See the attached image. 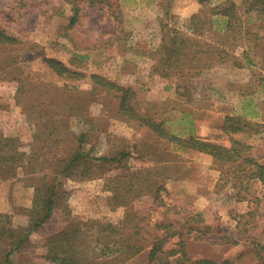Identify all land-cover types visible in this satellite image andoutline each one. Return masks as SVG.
<instances>
[{
  "label": "rangeland",
  "instance_id": "374dc122",
  "mask_svg": "<svg viewBox=\"0 0 264 264\" xmlns=\"http://www.w3.org/2000/svg\"><path fill=\"white\" fill-rule=\"evenodd\" d=\"M34 1L0 0V26L22 42L0 47V224L6 221L1 216L9 214L12 223L6 225L27 227L35 187L50 177L63 195L56 197L52 219L12 255L14 264H52L44 256L57 246L69 251L68 242L56 241L68 229L78 237L74 240L84 256L96 264H152L148 250L126 262L109 263L102 255L107 237L98 234L101 229L94 222L119 224L129 209L147 217L133 240L161 235L162 230L146 227L160 219L173 222L172 232L183 233L192 260L206 256L221 262L231 253L239 264H256L259 247L253 248L252 240L258 238L264 246V204L257 199L263 196L262 184H252L253 215L243 213L247 202L233 209L225 194L216 201L214 189L233 187L234 166L220 169L212 156L182 148L124 119L118 115V100L93 90L90 77L60 78L44 60L54 58L87 75L101 74L131 87L138 109L167 119L176 133L193 132L228 145L234 138L260 147L264 154V14H244L250 0H106L108 7L91 6L90 0ZM232 2L239 18L231 28L203 25L207 11ZM77 6V22L70 26ZM194 15L195 24L205 26L203 33L190 31ZM172 27L179 40L193 38L189 45L194 50L210 49L202 60L214 64L194 80L190 102L176 94L178 78L154 71L157 50ZM221 56L226 58L223 65ZM57 101L64 103L58 109L62 122L55 115ZM185 114L186 122H181ZM228 115L241 116L249 124L230 133L223 129ZM53 116L58 123L51 122ZM52 130L57 132L49 136ZM43 131L47 136L37 137ZM82 132L88 135L85 151L92 158L121 152L129 156L102 170L96 168L98 162L83 165L78 170L82 176L60 174L57 160L75 148L74 134ZM159 188L162 202L155 200ZM119 229L124 238L134 232ZM224 238L243 244L229 251L226 243H217ZM8 250L0 241V264H6Z\"/></svg>",
  "mask_w": 264,
  "mask_h": 264
},
{
  "label": "trees",
  "instance_id": "16d2710c",
  "mask_svg": "<svg viewBox=\"0 0 264 264\" xmlns=\"http://www.w3.org/2000/svg\"><path fill=\"white\" fill-rule=\"evenodd\" d=\"M247 9L243 12L244 14L256 13L257 15L264 14V0H250ZM33 2H36L33 0ZM91 6L102 4L105 7L110 6L106 0H90ZM237 5L232 2L231 6H214L205 13L203 25H207L209 22L210 28L214 25H218L217 28L232 27L239 17H236ZM239 10V9H238ZM79 8L75 7L74 15L70 19V26H73L77 22ZM210 14V16H208ZM167 15H170L167 12ZM196 16L192 18L190 31L195 33H203L205 26L195 24ZM220 24V26H219ZM221 30V29H219ZM178 30L172 27L167 33V40L165 39L160 48L157 50V58L154 67V71L164 78H178V84L176 87V94L180 97H186L188 102L192 99V85L194 80L198 78L204 69H211L213 63L203 62L202 54L209 52L210 49L206 50H194L189 44L193 43L194 40L187 37L179 40ZM189 38V37H188ZM21 39L16 34H10L5 27L0 26V47H12L21 44ZM217 54L220 52L217 50ZM79 57V56H78ZM87 58V56H82ZM220 64H224L223 56L219 57ZM45 63L48 68L60 78L67 80H82L91 78L93 84V90H101L108 96H112L117 99L118 115L124 117V119L138 123L140 126H146L159 138L167 140L168 142L175 143L182 148L197 151L210 155L214 159V164L220 169H223L226 165H232L235 168L231 170L234 174L232 180L234 181L233 187L236 189V199L238 201L250 200L249 189L252 181H260L264 186V154L260 151V147L256 148L251 144H247L244 141L231 138V143L228 145L225 142H221L210 137H201L195 135L193 132L185 134L182 130L179 133L174 132L167 125V119H158L148 113H143L138 109V102L136 101L135 91L131 87L119 84L113 80L106 78L101 74H90L87 75L85 72H81L77 69H73L63 62L54 58H45ZM251 60L249 59V63ZM238 67H242L241 64H235ZM64 103L57 101L56 103V116H61L59 121L62 122L64 119L61 115V109ZM59 113V114H58ZM79 116H83V112H79ZM77 115V116H78ZM84 117V116H83ZM62 119V120H61ZM181 122H186L187 115L181 118ZM244 119L241 116H226L223 129H229L230 133H239L244 130L243 125H248L249 122H242ZM50 121V120H49ZM55 121V116L53 120ZM58 123V122H57ZM248 123V124H247ZM56 128H58L56 126ZM58 131V129H57ZM56 130L49 131V136H52ZM40 132V131H39ZM46 135L47 131L41 132L37 135ZM74 139L77 141L75 148L66 156L61 157L58 162V172L64 175L78 174V170L81 166H89L92 163L98 162L96 168L102 170L108 167L113 162H121L126 160L129 156L125 152L119 153L118 156L112 157L110 154H103L102 156H90L89 151L86 153L85 144L88 142V135L85 132L81 134H74ZM0 141V146H4ZM16 156L13 157V159ZM102 164V165H101ZM75 169V170H74ZM76 171V173H75ZM88 168L84 169L86 173ZM56 172V173H58ZM51 178V177H50ZM44 181L35 187L34 204L31 209L28 210L29 224L27 227L12 228L6 224H11V215L3 214L1 219H6L5 222L0 224V241L4 242L9 247V250L5 257L6 264H14L12 255L14 253H20L21 249L29 241L30 236L34 231L42 228L47 222L53 217L55 206L57 203L56 197L63 195V192L58 189L54 182V177ZM62 183H60L61 186ZM162 189L159 188L154 193L155 200L162 202L160 193ZM165 191V190H163ZM152 192V191H150ZM147 193V192H146ZM142 194V192H141ZM258 201V200H257ZM126 217L119 224L112 222L100 223L94 222L99 227V235L104 233L107 237V243L102 247L104 251L102 255H105L109 263L113 261L126 262L132 259L134 256L148 250L150 263L152 264H239L237 261L231 259H225L221 262L206 256H200L199 258L192 260L188 252V243L183 238V233L178 230H173V222L164 223L160 222V219H156V223L146 226L147 228H153L154 231H161V235H154L149 239H144L142 242L133 240L135 235L140 234L143 230L141 223L147 221V217L143 218L138 216L136 212L131 213V209L127 210ZM107 219V218H105ZM138 220L135 225H128L132 220ZM2 222V221H1ZM5 223V224H4ZM134 229L128 237L124 238L120 235V229ZM176 229V228H175ZM78 233V232H77ZM62 234V233H61ZM61 239H56L59 242H68L69 251L62 250L58 246L50 249L49 254L44 256V259L52 264H96L94 260H90L84 256V250L79 249V243L71 235L68 229ZM177 237V238H176ZM258 237V236H255ZM72 238V239H71ZM143 238V237H141ZM177 241H175L176 239ZM78 239V237H77ZM174 239V240H173ZM65 240V241H64ZM97 242L101 241V237H97ZM229 241V240H228ZM225 240L223 239V243ZM235 243V242H234ZM170 244V248L166 247ZM252 246L258 249L257 257L259 262L256 264H264V246L260 243L258 238L252 240Z\"/></svg>",
  "mask_w": 264,
  "mask_h": 264
},
{
  "label": "crops",
  "instance_id": "0c3cea01",
  "mask_svg": "<svg viewBox=\"0 0 264 264\" xmlns=\"http://www.w3.org/2000/svg\"><path fill=\"white\" fill-rule=\"evenodd\" d=\"M221 179V177L219 178V180ZM260 183V184H262L260 181H252V183L250 184V189H249V193L251 192V188H252V184L253 183ZM262 186H263V184H262ZM264 187V186H263ZM232 188V189H231ZM231 188H227V189H222V191L221 190H215L214 189V191H215V193L217 194V199H216V201L218 200V198L219 199H221L222 197H223V195L225 194V195H227V198H228V201L230 202V204H232L231 205V207L234 209L239 203L240 204H242V203H244V202H247L248 203V206H247V210H243V213L245 212V214L247 213L248 215H253V209L252 208H250V203L251 202H253V200L252 201H250V200H243V201H238L237 199H236V196H235V193H236V189L234 188V187H231ZM212 191L213 190H211V193H212ZM251 195V194H250ZM250 195H249V197H250ZM226 197V196H225ZM225 197H224V199H225ZM255 198V197H254ZM257 199H259V200H261L260 202L262 203V204H264V192H263V196H262V198L260 199V198H257ZM256 200V199H255ZM230 237H232V236H230ZM224 240H225V242L224 243H226V245H225V249L226 250H229V251H231L233 248H235V246L237 247V246H240L241 244H243L239 239H236L235 238V240H233V238L232 239H229V241H228V239L227 238H224ZM235 242V243H234ZM218 244H220V243H223V242H220V241H218L217 242ZM223 243V244H224ZM245 243V242H244ZM233 252V251H232ZM224 260L225 259H231V260H233V258H232V254L231 253H229L228 255H225L224 256V258H223ZM234 261H236V260H234ZM258 262H259V259H258ZM257 262V263H258Z\"/></svg>",
  "mask_w": 264,
  "mask_h": 264
}]
</instances>
